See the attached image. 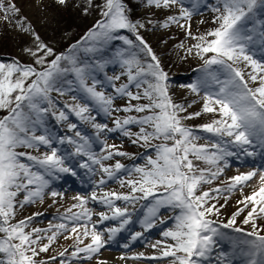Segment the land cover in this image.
<instances>
[{
  "label": "snow or ice",
  "instance_id": "obj_1",
  "mask_svg": "<svg viewBox=\"0 0 264 264\" xmlns=\"http://www.w3.org/2000/svg\"><path fill=\"white\" fill-rule=\"evenodd\" d=\"M55 2L63 6L68 0ZM139 6L147 12L137 19L130 0H103L102 4L87 0L83 7L85 14L92 7L99 10L101 19L90 30L87 40L91 43L84 49L92 56L81 59L75 55H57L38 33L34 34L30 21L20 16L12 0H0V14L5 20L35 41V50L27 51L34 57V64L40 66L37 70L16 62L0 63V110L8 113L0 119V264H40L36 257L47 252L50 246V243L40 246V241L46 238L51 242L57 232L68 231L69 223L71 233H77L82 227V235L90 237L91 241L75 248L70 256L92 260L131 222L128 206L150 197V206L145 205L147 214L139 220L144 231L152 229L156 223L167 224L161 218V209L179 210L170 217L174 226L163 231V237L171 243H164L160 256L152 259L166 260V264H234V260L218 248V242L227 235L219 229L232 228L236 216L250 207L243 223L253 225V231L246 235L255 238L243 242L241 253L247 257V264H264V236L258 234L256 225V219L264 217V186L238 201L244 207L238 208L222 226H214L207 218L218 216L224 207L210 201L218 200L222 191L231 193L237 186L240 191L243 186L251 187L247 182L257 173L232 177L226 189L202 190L204 184L223 175L224 169L230 166V157L238 156L239 152L255 155L249 149L254 148L257 141L264 147V61L254 58V49L264 50V0H218L212 8L219 13L213 20L218 27L201 36L192 35L191 19L195 13L185 6L184 0H139ZM174 9L177 15L171 14ZM165 12L168 16L161 23L160 17ZM148 13L157 19H149ZM172 24L197 41L187 52H194L202 61L203 75L187 87L200 95L203 113L217 117L201 126V131L211 134L206 138L183 124L184 120L199 117L201 112L182 115L192 105L176 103L169 96L167 73L146 39L148 32L169 28ZM49 57L53 58L49 61ZM240 64L251 71L246 73ZM108 65L117 66L119 74L108 75L105 71ZM98 72L104 73L103 80L97 78ZM122 78L124 82L118 85L116 82ZM252 84L257 86L252 87ZM53 91L61 96L73 93L76 103L58 108L50 95ZM121 100L123 107L119 105ZM49 115L59 123L67 122V132L74 135H53L47 124ZM101 116L111 119L114 126L98 122ZM73 117L89 124L93 133L79 130ZM111 132H119L134 145L153 149L154 157L148 155L144 166L129 167L115 160L128 154L113 151L115 146L103 142L102 137L106 139ZM201 139H205L202 145L197 143ZM97 142H101L103 154L94 150ZM65 143L74 146V155L86 158L79 164L81 169L93 176L97 172L101 174L97 188L108 180H118L121 187L129 188L128 194L108 191L98 194L95 188L91 192V201L107 209L99 212L98 221H118L117 227L107 228L106 237L103 230H97L91 223L93 211L86 206L89 198L79 195L74 197L78 204L73 208L81 211L68 209L72 214L60 217L68 223L57 224L52 235H41L50 230L35 228L31 233L26 232L32 216L11 223L18 208L42 202L45 195L53 198L62 195L50 187L52 180L59 179V174L77 175L66 163L67 157L59 154L57 145ZM42 147L41 155L17 151L25 148L40 152ZM110 160H115L114 164L106 166L104 161ZM195 161H203L207 167L200 168ZM260 180L264 182V171ZM21 193L23 196L18 199ZM117 201L125 206H119ZM36 215L39 213L33 214ZM234 231L240 233L242 229L236 227ZM141 235L135 232L131 240L136 241ZM160 244L157 241L153 248ZM60 264L66 262L62 259ZM67 264H71V260Z\"/></svg>",
  "mask_w": 264,
  "mask_h": 264
},
{
  "label": "rangeland",
  "instance_id": "obj_2",
  "mask_svg": "<svg viewBox=\"0 0 264 264\" xmlns=\"http://www.w3.org/2000/svg\"><path fill=\"white\" fill-rule=\"evenodd\" d=\"M97 3H103V0H93ZM20 10V16L26 17L27 21H30V27L34 29V34L38 33L41 40L49 47L54 50L58 48L57 43L59 41L58 38H61L65 35L64 33V26L70 20L78 21L80 23L85 24L87 21L84 17L81 16L83 5L87 3V0H68L66 5H59L55 2V0H12ZM127 2V0H126ZM218 0H184V4L186 7L191 9L195 14L192 16L191 19V32L193 36H201L204 35L206 32L214 30L218 27L217 23H214V17H216L219 13L212 11L213 6L217 5ZM133 6L135 9V18L139 19L144 17L147 9L139 6V0H132ZM172 15H177V11L174 9L171 13ZM149 19L155 21L157 17L148 13ZM168 16V13L165 12V15L160 17L161 23H163ZM101 19L99 10L96 9L95 15L88 20L86 25L90 24V29L87 31L90 32L97 23L98 20ZM85 25V26H86ZM146 38L150 46L155 51L156 55L159 57L161 61V66L164 71L167 73L168 76V84H169V96L172 100L176 103L182 104H191L192 106L188 108L187 113H182V115H187L195 112H201L199 117H195L190 120H184L183 124L189 128H192L195 133L202 137H209V134H203L200 130L201 126L210 123L215 117L213 114L203 113L202 106L203 101L200 95L194 94L190 91L187 85L195 83L198 78H200L203 73L201 72L202 61L197 58L193 54H189L187 49L192 47L194 44L197 43L196 40L189 38L186 35L184 29H181L176 24H172L169 28H159L158 31H151L146 34ZM211 39V37H209ZM70 42V41H69ZM91 43V42H90ZM6 44L9 48H13L15 53L17 54V59L24 58L28 64H34V57L30 55L27 49L32 48L35 50V41L29 35L24 34L20 29H18L13 23L7 22L3 14H0V47H6ZM13 46H12V45ZM195 51V50H194ZM14 53V52H13ZM14 53V54H15ZM12 54V53H10ZM91 53L85 52V57H91ZM51 58V57H49ZM254 58L264 61V50L257 47L254 49ZM19 59V61H20ZM0 63L10 64L8 61L4 59L3 53H0ZM37 69H40L39 65H36ZM239 67L244 70L246 73L251 71L250 68H247L244 64H240ZM105 71L108 75H118L120 69L114 65H108L105 68ZM185 77L183 81L182 78ZM97 78L103 80L104 73L98 72ZM180 79V80H178ZM30 82V81H29ZM124 82L123 78L121 81H117L116 83L119 85L120 83ZM170 85L175 86L173 89L170 88ZM252 87H256L257 85L252 84ZM67 87V86H66ZM75 87V85H73ZM53 100L59 101L57 107L60 108L65 104H75L76 101L72 99L73 93L66 94L64 96L59 95L57 92L53 91L51 94ZM78 95V94H77ZM146 103V101H141ZM137 103V102H133ZM119 105L121 107L124 106V101H119ZM7 112V110H0ZM94 114V113H93ZM1 115H3L1 113ZM119 115H126L124 113H120ZM2 116H0L1 118ZM74 122H77L78 129L82 130L85 133L91 134L93 133V129L89 124H84L83 122L78 121L75 117L72 118ZM98 122H106L108 123L109 127H113L111 119H107L104 117H98ZM52 134L55 136L59 135H68L73 136L74 134L71 132H67V122L60 123L57 127V130H53L49 126ZM135 130V128L133 129ZM216 137H213L215 140ZM104 143L110 146H115L112 150H119L128 155L124 157H115V160H119L121 163L131 167L132 165H145L146 158L148 155H152L154 153L153 149H145L140 147L138 144L134 145L130 143L126 138H124L119 132H111L108 133L107 138L104 139L102 137ZM160 141H158L159 143ZM198 144H204L205 139H201L197 142ZM259 141L256 142V145L253 150H256ZM59 149V154H63L67 157L66 163L75 169L77 172L76 176H72L70 174L66 176V174H59V177L64 176L65 181L60 180H52L51 182V189L56 190L62 195H58L57 197L53 198L50 195H45L42 202L37 201L34 204L25 205L23 209H17L16 215L14 219L11 220L12 224H16L21 220H25L26 218L32 216V220L29 222V227L25 229L26 232L31 233L32 230L35 229H42V230H50L47 233H41V235H52L55 232V226L61 222L68 223L67 221H61L60 217L67 215H71L72 213L68 212V209H72V212H79L81 211L80 208H73L74 204H78V201L74 199V197L78 196L77 189L71 187V189L67 186V184L77 183V185H85L94 184L92 187H96V182L101 179V174L97 172L95 176L89 173L85 169H81L79 164L81 162H85L86 158L81 157L78 155H74V146L68 145L65 143L64 145H57ZM94 150L97 153H104L102 148L101 142H97L93 145ZM251 149V148H250ZM18 152H30L32 155H41L44 152V148L42 147L40 152H36L35 150L25 149V148H18ZM242 152L238 153V156H233L229 158L230 166L224 169L223 175L214 180L210 184H204L202 186L203 191H211L212 189L220 188L226 189L227 185L221 186L222 181H230L232 177L246 174L252 172V168H245L247 165H251L246 163L248 159L247 156L241 158ZM154 157V155H152ZM251 157V156H248ZM22 161L24 160L21 157ZM234 160L240 161L243 164H236L232 163ZM240 159V160H239ZM115 160L104 161L106 166H110L114 164ZM127 160V162H126ZM137 163H140L139 165ZM195 164L200 168H206L207 165L204 164L203 161H195ZM238 165L240 167H238ZM244 166V168H243ZM97 167L98 166H94ZM262 172V171H261ZM107 179L106 177H104ZM127 179V177H125ZM88 183V184H87ZM249 186H243V191H240V186H237V189L231 193L227 191H222L220 193L218 200H212L210 203L217 204V207L220 205H224L220 209V214L218 216H209L210 219H215L221 222H228L229 219L232 218L233 214L237 212L238 208H243L242 204H238L237 202L244 199L245 196L251 195L253 191H258L261 186H264V182H261L260 176L256 174L250 181L247 182ZM62 185L65 187H62ZM68 191L69 193H65ZM47 191V190H46ZM71 191H74L76 194L72 196L70 194ZM97 193L100 194L102 191L108 192H117L119 194H128L129 188L128 187H121L120 182L118 180H108L105 185L96 189ZM139 195V194H137ZM215 195V193H213ZM23 193L20 194L19 198H22ZM80 196V195H79ZM88 197V204L86 205L89 209L93 211L92 221L96 225L97 230H103L105 233V237L107 236V228L108 227H115L117 221H98V214L101 211H107V209L100 203H96L91 201V193H89ZM227 197V200L224 197ZM151 200V199H150ZM149 200V201H150ZM149 201L142 204L140 200L137 204H142L143 207L141 210H144L140 213L139 217H142L147 214V207L145 205H149ZM119 206L124 207V203L122 201L116 202ZM128 206V212L131 211L134 207L137 206ZM150 206V205H149ZM249 208H245L243 212H241L238 216H236V224L245 227L247 230L253 231V225L251 223L244 224V218L246 217ZM179 210L171 211L168 209H161L160 215L163 220L167 222V224H161L157 232H154L152 235H148L147 237L139 238V242L131 240V236L135 232H140L136 230L142 229V234H144V229L141 225L134 228L135 231L133 233L127 232L125 233L124 243L122 246H126L125 250L116 249L115 246V239L118 237L116 234L112 240H109L105 247L100 250L98 254H96L92 260H86L81 258H72L70 256L71 252L77 247H84L85 245L89 244L90 237H84L82 235L84 229L81 227L78 229L77 233H71L70 229L72 224L69 223L68 231H61L56 233V238L49 242L46 238L40 241V246L45 244H49V250L47 252L41 253L36 259L41 261L40 264H60V261L63 259L66 264L67 261L71 260V264H166V260L161 259H152L153 257L160 256V249L163 247L164 243H171L170 240H166L163 237V231L168 230L169 226H174L173 221L170 217L176 215ZM34 213H39V215L33 216ZM110 214V213H109ZM80 223H83L81 221ZM91 223L89 227H91ZM160 224V223H156ZM257 230L259 234H264V217H260L256 219ZM1 235V234H0ZM67 237V238H66ZM147 238V239H146ZM141 239V241H140ZM83 241L82 243L80 241ZM157 241H160L161 244L157 248H153V245L157 244ZM222 251L226 252L228 256L233 254L231 248L226 246L220 247ZM236 251V250H235ZM66 253L65 256L61 257V253ZM239 255V254H238ZM83 256V254H81ZM55 257L56 259H52ZM241 259H246L247 257L240 253L239 256ZM43 259L46 260L43 263ZM247 264V260L245 263Z\"/></svg>",
  "mask_w": 264,
  "mask_h": 264
},
{
  "label": "trees",
  "instance_id": "obj_3",
  "mask_svg": "<svg viewBox=\"0 0 264 264\" xmlns=\"http://www.w3.org/2000/svg\"><path fill=\"white\" fill-rule=\"evenodd\" d=\"M127 2H129V0H127ZM93 3H97V2L93 1ZM86 5H87V3L85 5H83V7ZM130 6L133 7L134 9H136L132 4V0H130ZM95 12H96L95 8L89 7L87 14H85V12L82 10L81 16L84 17L85 20L88 22V20H90V18H92L95 15ZM135 14L136 13L134 12V15ZM86 23L83 24V23H80L78 21L75 22V21L70 20V22L63 25L65 35L61 38H58L59 39V41L57 43L58 48L57 49L54 48V52L57 55H60V54L71 55L72 54V55H75L77 57H80L81 59L90 58V57H84V52H85L84 49H85V47H88L90 44V41L87 40L89 33L86 34V32L90 29L91 26H90V24L86 25ZM13 50H14V46L11 49V48H9V46L7 44H6V47L5 46L0 47V53H3L4 59L6 61H8L9 63L16 62L20 65H24V66L31 65L33 67H36L33 63L28 64V62H26V60L24 58H22V59L19 58L20 59V61H19V59L16 58L17 54ZM10 53H12V54H10ZM52 58L53 57L48 58V60L50 61ZM37 70H40V69H37ZM1 113L3 115H1ZM6 114H7V112L5 113V111H1L0 116H2V117L0 119H2ZM47 123L49 126L54 127L55 123H56V119L54 117H52L51 115H49L47 118Z\"/></svg>",
  "mask_w": 264,
  "mask_h": 264
}]
</instances>
